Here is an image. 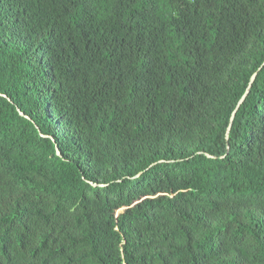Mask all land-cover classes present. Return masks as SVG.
Returning <instances> with one entry per match:
<instances>
[{
    "label": "trees",
    "instance_id": "obj_1",
    "mask_svg": "<svg viewBox=\"0 0 264 264\" xmlns=\"http://www.w3.org/2000/svg\"><path fill=\"white\" fill-rule=\"evenodd\" d=\"M0 264H264V0H0Z\"/></svg>",
    "mask_w": 264,
    "mask_h": 264
},
{
    "label": "water",
    "instance_id": "obj_2",
    "mask_svg": "<svg viewBox=\"0 0 264 264\" xmlns=\"http://www.w3.org/2000/svg\"><path fill=\"white\" fill-rule=\"evenodd\" d=\"M256 75H257V72H255V73L252 75L251 80H250V82H249V85H248V87H247V89H246V92L244 93V95L242 96V98L240 99V101L238 102L237 107H236V109H235L234 112H233V115L235 114L237 108L240 106V104L244 101L245 97H246L247 94L249 93V90H250V88H251V86H252V84H253V81L255 80Z\"/></svg>",
    "mask_w": 264,
    "mask_h": 264
},
{
    "label": "clouds",
    "instance_id": "obj_3",
    "mask_svg": "<svg viewBox=\"0 0 264 264\" xmlns=\"http://www.w3.org/2000/svg\"><path fill=\"white\" fill-rule=\"evenodd\" d=\"M20 113H21L22 115H25V113H24L22 110L20 111ZM26 116L28 117V115H26Z\"/></svg>",
    "mask_w": 264,
    "mask_h": 264
}]
</instances>
